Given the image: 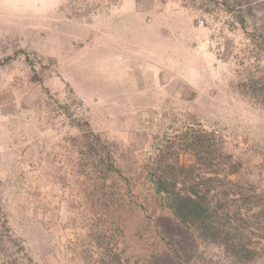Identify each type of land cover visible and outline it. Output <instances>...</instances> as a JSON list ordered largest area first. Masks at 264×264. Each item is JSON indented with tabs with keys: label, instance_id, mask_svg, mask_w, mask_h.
Returning <instances> with one entry per match:
<instances>
[{
	"label": "rangeland",
	"instance_id": "rangeland-1",
	"mask_svg": "<svg viewBox=\"0 0 264 264\" xmlns=\"http://www.w3.org/2000/svg\"><path fill=\"white\" fill-rule=\"evenodd\" d=\"M241 3L258 14L238 24L199 0H0V210L36 262L84 264L87 214L65 139L85 122L126 161L193 118L242 162L235 178L262 191L248 215L264 214V108L232 88L264 0ZM251 219L264 243V219Z\"/></svg>",
	"mask_w": 264,
	"mask_h": 264
},
{
	"label": "trees",
	"instance_id": "trees-1",
	"mask_svg": "<svg viewBox=\"0 0 264 264\" xmlns=\"http://www.w3.org/2000/svg\"><path fill=\"white\" fill-rule=\"evenodd\" d=\"M199 1L201 7L217 2L236 12L238 24L258 14L254 7L235 9L241 0ZM257 20L245 31L248 44L236 60L232 88L264 108V20ZM84 125L78 135L65 139L87 214L77 249L84 264H206L208 258L222 264H264V243L255 245L251 237L257 230L251 217L264 219V214L247 213L262 191L235 178L243 174L242 162L224 150L214 131L190 117L171 140L160 139L140 159L119 161L110 144ZM180 153L191 161H177ZM5 214L0 210V264H39ZM166 219L176 229L164 225ZM129 239L141 242L142 253Z\"/></svg>",
	"mask_w": 264,
	"mask_h": 264
},
{
	"label": "built area",
	"instance_id": "built-area-1",
	"mask_svg": "<svg viewBox=\"0 0 264 264\" xmlns=\"http://www.w3.org/2000/svg\"><path fill=\"white\" fill-rule=\"evenodd\" d=\"M199 22H200V24H202L203 20L202 19H199Z\"/></svg>",
	"mask_w": 264,
	"mask_h": 264
}]
</instances>
